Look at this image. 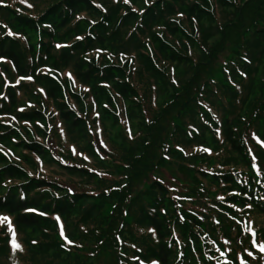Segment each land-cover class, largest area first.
<instances>
[{
  "label": "trees",
  "instance_id": "16d2710c",
  "mask_svg": "<svg viewBox=\"0 0 264 264\" xmlns=\"http://www.w3.org/2000/svg\"><path fill=\"white\" fill-rule=\"evenodd\" d=\"M0 213V264H258L264 0H0Z\"/></svg>",
  "mask_w": 264,
  "mask_h": 264
},
{
  "label": "rangeland",
  "instance_id": "374dc122",
  "mask_svg": "<svg viewBox=\"0 0 264 264\" xmlns=\"http://www.w3.org/2000/svg\"><path fill=\"white\" fill-rule=\"evenodd\" d=\"M35 5H36L38 10L40 9L39 11H41L43 9L42 3L36 2ZM59 34H60V32L58 33V36H60ZM33 41L35 43V40H32L31 42H33ZM68 43H70V41H67L65 44L62 41H56V42L53 41V50H58L59 47H63ZM125 45H126L125 39H123V38L121 40H118L116 42L111 43V46H113V47L117 46L118 49H122V50L125 49ZM123 51H126V50H123ZM98 53H99L98 49H95L93 54L96 55ZM100 53L106 55V53H104L102 50H100ZM65 75L67 77V76H69V73L66 72ZM50 79L54 80L55 77L52 76V78H50ZM47 105L50 106V103L47 102ZM31 107H32V103H26V108L22 107V109H29ZM14 123H16V122H14ZM18 124L22 125L24 127L28 126L26 124V122H23V121H20ZM4 158H6V157H4ZM164 176L170 177L169 172L165 171ZM4 218H7V220H5ZM257 224H259V223L257 222ZM0 227L6 232L7 236H9L10 238L13 237V233H15L16 239H19L20 237L25 238L24 233L28 234V230L18 233L16 231V229L13 227V224L11 222V218L2 214V213H0ZM231 237H233V234L231 235ZM196 238L198 239V243H199V247H200V254L203 257L204 263L241 264L243 262V260L239 257V255H235L234 260L229 258V254L232 252L231 251L232 245L230 243L229 238H225V237H222L221 239L220 238L219 239L218 238H212L208 234V232L207 233L206 232L201 233ZM252 246H253V249H252L253 251L249 252V254H251L250 259L252 261H257L258 264H264V244L262 242L259 244H256L253 242ZM198 262L200 264H203L199 259H198ZM92 264H94V263H92ZM95 264H97V263H95Z\"/></svg>",
  "mask_w": 264,
  "mask_h": 264
},
{
  "label": "snow or ice",
  "instance_id": "6c2138e0",
  "mask_svg": "<svg viewBox=\"0 0 264 264\" xmlns=\"http://www.w3.org/2000/svg\"><path fill=\"white\" fill-rule=\"evenodd\" d=\"M5 220H7V218H4ZM13 237H15V233H13ZM17 248H19V245H16Z\"/></svg>",
  "mask_w": 264,
  "mask_h": 264
}]
</instances>
